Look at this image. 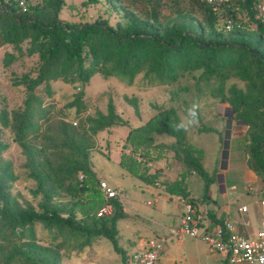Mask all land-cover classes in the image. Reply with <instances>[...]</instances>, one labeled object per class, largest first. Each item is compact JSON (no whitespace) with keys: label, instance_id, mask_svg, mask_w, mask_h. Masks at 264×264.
<instances>
[{"label":"trees","instance_id":"16d2710c","mask_svg":"<svg viewBox=\"0 0 264 264\" xmlns=\"http://www.w3.org/2000/svg\"><path fill=\"white\" fill-rule=\"evenodd\" d=\"M64 1L43 0L40 6L21 13L14 2L0 0V45L19 53L24 43L26 56L37 58L34 77L12 78V85L22 86L26 96L20 109L0 110V129L12 133L24 158L26 177L34 184L29 194L38 198L34 208L12 194L16 176L12 164L3 158L8 146L1 141L0 131V264H58L61 244L39 245L35 225L61 237L81 238L80 247L91 239L107 240L122 264H128L116 241V223L125 214L119 202L109 200L112 214L95 217L104 200L89 165L95 135L123 122L108 100L104 114L95 112L74 124L58 112L51 123L50 109L35 90L42 86L50 97L53 82L81 89L92 76L99 75L130 86L140 75L149 87L175 86L186 77L197 88L204 85L209 97L231 109L230 120L245 127L241 139L245 164L257 177L264 197L263 35L246 4L239 3L237 11L232 10L233 4L222 8L223 16L232 20V28L220 33L213 27L216 17L212 8L194 0H86L90 5L102 1L110 8L116 15L113 26L100 17L83 24L59 21ZM163 7H167L165 15ZM11 60V54H3L2 66L8 67ZM78 92L64 107L73 109L75 115L84 111L83 95ZM125 101L137 114L136 101ZM197 120L200 123L198 116ZM180 123L173 108L157 110L127 132L123 149L128 153L118 157L117 166L154 187L158 173L148 175L146 164L158 162L164 152H170L182 170L173 181L164 183L162 190L189 203L201 216L199 207L212 202L208 191L215 182V171H204L203 152L187 142L185 130H177ZM197 132L216 134L221 146V134L215 129ZM160 135L171 138L172 143L153 144V137ZM191 174L202 182L195 198L190 196L186 181ZM205 216L209 225L222 224L212 212Z\"/></svg>","mask_w":264,"mask_h":264},{"label":"rangeland","instance_id":"374dc122","mask_svg":"<svg viewBox=\"0 0 264 264\" xmlns=\"http://www.w3.org/2000/svg\"><path fill=\"white\" fill-rule=\"evenodd\" d=\"M109 9L102 1L90 5L86 0H65L58 19L61 22L83 24L90 23L100 17L113 26L116 15ZM161 11L165 15L167 7H163ZM25 50L24 43L20 45L19 53H16L10 46L0 45V110L20 109L26 96L22 86L12 85V78H18L25 74L32 78L36 73L37 58L36 56H26ZM5 53L11 54L12 57L10 65L6 68L2 66V56ZM231 82L242 87L237 81ZM49 88L50 97L45 96L42 86L37 87L35 92L43 103L48 105L51 123L57 120L58 112L66 116V122L74 124L86 116H92L95 112L104 114L108 100L112 102L116 115L123 122L122 126L113 127L95 135L92 139V149L89 151V165L98 183H105L110 189L119 191L123 195V199L119 203L121 207L123 206L126 214L122 220L116 223V241L117 246L125 253V259H128L131 253L140 250L147 239L161 236L155 234L158 232L157 226L163 219L157 217L153 212L152 196L149 189L146 190V188L150 187L151 191L155 188L161 190L164 183L171 182L182 170L180 164L172 158V154L164 152L161 160L146 164L148 175L158 173L156 186H147L128 175L117 166L116 162L122 153H128L123 149L127 132L142 125L157 110L173 108L180 122L185 125L187 142L203 152L202 167L206 173L211 174L219 169L220 164L217 136L211 132L198 133L197 130L215 128L220 132L221 140L224 139L226 130L239 134L245 131V127L237 122L230 121L225 124L222 120H224V115H228V107L209 97L204 85H199V88L195 87L189 77L181 79L175 86L149 87L143 83L140 75L134 79L130 86L112 78L103 80L99 75H94L81 89L59 81L50 83ZM78 91L83 95L84 111L75 115L73 109L65 110L64 107L73 99L74 95L79 93ZM125 99L136 101L137 114ZM193 103L198 105L197 116L200 123L190 124L187 113ZM218 109V115L222 121L220 123L216 119ZM0 131L1 141L8 146L3 153V158L12 164L16 176L11 192L19 201L28 202L36 208L38 198L33 199L29 194L34 184L26 177L23 168L24 158L20 154V149L13 142V135L8 129H0ZM152 141L153 144L162 143L168 146L173 140L165 135H160L154 136ZM187 184L189 191L197 197L201 192V180L194 175V178ZM232 186L234 191L239 190V186L234 183ZM147 202H150L149 206L146 205ZM250 217L251 213H249ZM34 233L37 243L41 246L53 247L61 244L58 264H122L120 257L112 251L107 240L91 239L87 246L80 247L81 238L65 235L61 237L54 232H48L39 225H35ZM183 241L186 243L184 252L180 250L171 253L175 258H180L181 262H187L189 256L187 249L191 247L192 243L187 238H183ZM165 246L170 251V241H166ZM193 248L200 256L203 255L202 245L195 243Z\"/></svg>","mask_w":264,"mask_h":264},{"label":"crops","instance_id":"0c3cea01","mask_svg":"<svg viewBox=\"0 0 264 264\" xmlns=\"http://www.w3.org/2000/svg\"><path fill=\"white\" fill-rule=\"evenodd\" d=\"M218 114L219 109L216 115L217 122L220 123L223 121L227 124L226 121L229 120L228 115H224V120L221 121ZM216 131L219 132L218 130ZM243 136V131L240 134L235 131H228V149L225 159H222L217 137L220 164L219 169L215 171V182L209 187L208 191V197L212 202L203 204V207H199V209L203 213L201 218H206V212H212L216 220L221 219L222 223L228 222L232 224L237 234L248 238L257 229L260 218L264 217V200L263 191L261 190V185L257 177L253 172L248 170L245 164L243 143L241 142ZM116 162L118 163V158ZM193 178L194 174L187 177V183ZM232 183L239 186L238 191H234ZM148 189L152 196L153 212L157 217L163 219L157 226L158 232L155 235L164 236L168 229L176 226L177 219L182 211V201L184 200L178 197L168 196L164 193L162 187L161 190L155 188L151 191L150 187L146 188V190ZM190 196L193 198L196 197L191 192ZM241 207L245 208L244 213L238 211ZM123 212L126 214L124 209ZM249 213H251L250 218ZM213 226L215 225H210V227ZM187 239L192 243L191 247L187 249L189 254L187 262H181L180 258H175L172 255L176 251L181 250L184 252L186 243L183 241V238H180L170 240V251L164 246L161 254L163 264H223V259L220 255L208 252L205 246L197 240ZM195 243L203 246L204 252L202 256L195 252L193 248Z\"/></svg>","mask_w":264,"mask_h":264},{"label":"built area","instance_id":"2783aa9c","mask_svg":"<svg viewBox=\"0 0 264 264\" xmlns=\"http://www.w3.org/2000/svg\"><path fill=\"white\" fill-rule=\"evenodd\" d=\"M4 3L14 2L21 13L40 6L43 0H2ZM184 1V0H180ZM200 4L210 6L215 15L214 29L216 32L226 33L232 28V20L223 16L222 8L233 4V11L239 9L240 4H246L253 14V22L262 27L264 47V0H194ZM252 30L254 29L251 24ZM99 192L104 204L97 210L95 217L102 219L112 214L113 206L109 200L122 201L123 195L119 191L110 189L105 183L98 184ZM147 206L150 202L146 203ZM240 213L245 208L238 209ZM189 238L201 242L210 253L218 254L223 264H264V217L260 218L254 233L245 238L235 231L232 224L223 222L221 225L210 227L206 218L195 213L194 208L182 201V211L176 226L168 229L166 235L147 239L142 248L131 253L128 264H163L161 254L166 241Z\"/></svg>","mask_w":264,"mask_h":264},{"label":"clouds","instance_id":"9594fccd","mask_svg":"<svg viewBox=\"0 0 264 264\" xmlns=\"http://www.w3.org/2000/svg\"><path fill=\"white\" fill-rule=\"evenodd\" d=\"M197 109H198V105L196 103H193L188 110L187 119L190 124L198 122ZM184 128H185V125L183 122L177 125V130H184Z\"/></svg>","mask_w":264,"mask_h":264},{"label":"water","instance_id":"95a60500","mask_svg":"<svg viewBox=\"0 0 264 264\" xmlns=\"http://www.w3.org/2000/svg\"><path fill=\"white\" fill-rule=\"evenodd\" d=\"M231 116H232V111H231V109H228V117L230 118ZM226 122L229 123L230 120H227ZM223 138L224 139L222 140V143H221V154H222V159H225L226 154H227V149H228V141H227L228 132L224 131Z\"/></svg>","mask_w":264,"mask_h":264}]
</instances>
